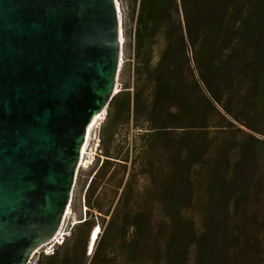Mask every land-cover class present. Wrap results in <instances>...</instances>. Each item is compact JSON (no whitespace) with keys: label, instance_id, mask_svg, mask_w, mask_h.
<instances>
[{"label":"trees","instance_id":"obj_1","mask_svg":"<svg viewBox=\"0 0 264 264\" xmlns=\"http://www.w3.org/2000/svg\"><path fill=\"white\" fill-rule=\"evenodd\" d=\"M123 55V88L107 108L106 150L86 195L101 226L110 216L106 230L116 241L114 258L121 264H138L144 254L154 264L257 260L264 245L260 235L253 236L264 230V139L252 132L264 134V0H135L132 26L123 32ZM227 117L246 129H235L234 163L224 155L222 139L204 132L220 128ZM131 125L143 143L129 169V156L114 136ZM178 130L201 131L202 137L183 140L157 184L161 167L154 142ZM142 176L150 184L139 193L135 187ZM179 181L182 199L175 198ZM103 182L114 188L106 210L93 199ZM153 207L161 212L156 232ZM218 208L225 214L199 229L196 216L205 220ZM214 221L216 226H208ZM80 224L84 235L65 255L63 245L45 255L48 264L86 263L94 224L87 219ZM210 231H221V241L212 243ZM103 256L99 264L108 261Z\"/></svg>","mask_w":264,"mask_h":264},{"label":"water","instance_id":"obj_2","mask_svg":"<svg viewBox=\"0 0 264 264\" xmlns=\"http://www.w3.org/2000/svg\"><path fill=\"white\" fill-rule=\"evenodd\" d=\"M122 54L117 0H0V264L57 233Z\"/></svg>","mask_w":264,"mask_h":264},{"label":"rangeland","instance_id":"obj_3","mask_svg":"<svg viewBox=\"0 0 264 264\" xmlns=\"http://www.w3.org/2000/svg\"><path fill=\"white\" fill-rule=\"evenodd\" d=\"M117 5L119 8V13L121 15L122 19V28L123 32L125 34V26L129 29L132 26V14L133 9L135 5V0H117ZM125 62V56L122 54L121 58V66L122 68L123 64ZM120 74V73H119ZM132 75V71L127 72V80L128 77ZM122 80L120 79V75L118 78V82L116 85L117 92L123 88ZM107 108L104 111V114L101 119L98 120V122L93 127L95 132L98 133L99 139H100V148L102 149V154H105L106 146L104 143V139L107 138L108 134L110 133L109 129H105V124L107 122ZM222 125L220 128L215 129L213 127L208 128L207 131H204L207 133L208 137L210 138H220L222 139V142L224 144V155L229 153V158L232 161V163L235 162V129H245L241 124L235 121V119L231 117H227V119H222L219 123ZM246 130V129H245ZM264 130V126H263ZM248 131V130H247ZM114 139L116 140V144L119 147H123V153L128 154L130 162L128 163V168L131 169L132 161L136 158V155L139 152H142V143L143 139H141V132L137 129H134L131 125L130 127H122L120 129H117L115 131ZM173 132V131H172ZM198 134H186V132H182L181 130L174 131V134H166L160 138H158L154 142V152L157 155L159 159L160 164V171H158L156 183L159 184L160 180L163 178L164 172L168 166V164L171 163L172 157L175 156V153L177 152V148L180 147V144H182L187 137H192L196 140H199L201 135V131H195ZM253 134L257 135L259 138L264 139V134L252 132ZM129 146V148L127 147ZM128 151V152H127ZM103 157L99 156V152L94 156V161H92L91 164L85 165V167H81L78 171L76 185L74 188V194L71 202V208L69 209V212L67 213V218L65 221L64 230L62 233L69 234L68 237H66L65 242L63 243V247L60 248V253L62 255H65L68 248H71L75 245V239L82 237L86 230L81 227V222L84 220H90L94 226L92 229V233L90 236V240L88 242L86 254L84 257L85 264H90L92 261V264H99L101 259L104 257L103 255H106V258L108 261L105 264H121V259L114 258L113 255V248H115V238L113 233H107L106 226L108 224V221L110 219V216L106 218V221L104 223V226H101L102 219L95 209L94 206L91 209H88V204L86 203V195L87 190L89 187V184L91 183L93 177L96 174V171L99 169V167L102 165ZM137 170V168H136ZM150 184L147 177L142 176L139 177L138 184L136 185L135 189L137 192L141 193L145 186H148ZM183 181L178 183L177 192L175 193V198L182 199L183 198ZM233 186L228 187L226 190L229 192V190H233ZM113 185L109 184L108 182H103L99 188L96 191V195L93 197V199H97L100 201V204L103 205L104 210L108 209V202L107 200L112 197L113 195ZM122 189L119 192V195L121 193ZM226 192V193H227ZM117 201L115 202L114 206L116 205ZM152 213V221L154 227V231H157L158 222L160 220V209L157 207L151 208ZM188 213L191 214L190 211ZM225 213L223 209H217L211 214L208 215L205 220L204 216H196V220L198 222L199 229H207L204 227L206 222L208 223L209 220L212 218L218 216H223ZM215 215V216H214ZM204 220V222H203ZM217 222V221H216ZM214 221V223L208 224V226L212 227L214 224L217 225ZM95 230H98V235L96 236V240H92V234ZM211 241L212 243H217V241H221L222 233L221 231L211 232ZM260 235L262 237L264 242V230H257L254 231L253 236ZM154 243L156 241L154 240ZM154 245V244H153ZM68 247V248H67ZM58 248V247H57ZM56 248V249H57ZM46 247L41 248L32 258L30 264H48V260L46 258L45 254ZM117 251V250H116ZM237 251L236 247L232 248V252ZM195 248H191V253L189 254L190 262L193 261L195 257ZM235 254L230 255L232 258V261H235ZM217 257H219L220 252L217 253ZM225 256V255H223ZM245 261L240 264H264V245L259 249V258L257 260H251L249 258H244ZM232 263V262H231ZM138 264H154L152 258L150 255L144 254L140 256V259L138 261ZM233 264V263H232Z\"/></svg>","mask_w":264,"mask_h":264},{"label":"built area","instance_id":"obj_4","mask_svg":"<svg viewBox=\"0 0 264 264\" xmlns=\"http://www.w3.org/2000/svg\"><path fill=\"white\" fill-rule=\"evenodd\" d=\"M97 152H99V156H102L101 155L102 154V149L100 148L99 135H98V133L95 132V130L93 128L91 139H90L89 143L87 144V146H86V148H85V150H84V152L82 154V157H81V160H80V163H79V169L81 167H85V165H87L86 167H88V165L91 164L92 161H94V156L97 154ZM71 202H70V204L68 206V209L71 208ZM66 218H67V212L65 213L63 221H62L57 233L55 234V236L50 241H48L43 246H41L38 249V251L41 248L46 247L45 254L46 255H50V254H53L55 252V250H56V248L58 246L63 245V243L66 240V237L69 236V234L62 233L63 230H64Z\"/></svg>","mask_w":264,"mask_h":264},{"label":"bare ground","instance_id":"obj_5","mask_svg":"<svg viewBox=\"0 0 264 264\" xmlns=\"http://www.w3.org/2000/svg\"><path fill=\"white\" fill-rule=\"evenodd\" d=\"M115 92H117V90H116ZM105 109H106V108H105ZM105 109H104L101 113H99V115H98V117H97V119H96L95 124L98 122L99 119L102 118ZM94 126H95V125H94ZM81 166H82V165H81ZM71 201H72V200H71ZM69 209H70V208H69ZM69 209L66 211L67 213L69 212ZM97 235H98V230H95V231L93 232V234H92V240H93V241L96 240V236H97Z\"/></svg>","mask_w":264,"mask_h":264}]
</instances>
